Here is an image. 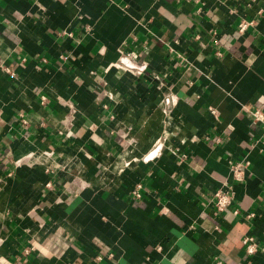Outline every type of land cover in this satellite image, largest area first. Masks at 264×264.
<instances>
[{"label":"crops","instance_id":"crops-1","mask_svg":"<svg viewBox=\"0 0 264 264\" xmlns=\"http://www.w3.org/2000/svg\"><path fill=\"white\" fill-rule=\"evenodd\" d=\"M256 110L264 0H0V264H264Z\"/></svg>","mask_w":264,"mask_h":264},{"label":"built area","instance_id":"built-area-1","mask_svg":"<svg viewBox=\"0 0 264 264\" xmlns=\"http://www.w3.org/2000/svg\"><path fill=\"white\" fill-rule=\"evenodd\" d=\"M253 24V22H248V21H242L239 24V32L244 33L248 27ZM141 74V72H139ZM42 101H46V97H42ZM253 117L255 120L258 121H264V113L260 110H256L253 112ZM232 176L235 182H243L244 181V169L243 165H234L232 167ZM142 190H143V185L141 183H138L133 190L132 194L135 198L140 199L142 197ZM214 205L215 209L217 212L223 213L229 210V207L233 204L234 202V192L232 186L227 187V189H220L215 192L214 194ZM262 203L264 204V198L262 200ZM236 215L239 214V211L235 212ZM256 213H248L246 215L247 219H253L255 218ZM244 246H245V251L248 255L252 256L258 252V244L256 238L248 234L245 236L243 240ZM159 250H161V247H159ZM99 260H102L103 257H98Z\"/></svg>","mask_w":264,"mask_h":264}]
</instances>
